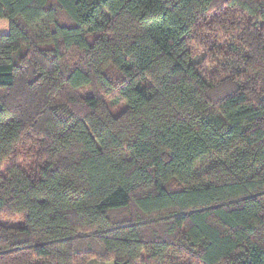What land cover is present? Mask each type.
I'll return each mask as SVG.
<instances>
[{"label":"trees","instance_id":"16d2710c","mask_svg":"<svg viewBox=\"0 0 264 264\" xmlns=\"http://www.w3.org/2000/svg\"><path fill=\"white\" fill-rule=\"evenodd\" d=\"M216 1L0 0V264H264V0Z\"/></svg>","mask_w":264,"mask_h":264},{"label":"rangeland","instance_id":"374dc122","mask_svg":"<svg viewBox=\"0 0 264 264\" xmlns=\"http://www.w3.org/2000/svg\"><path fill=\"white\" fill-rule=\"evenodd\" d=\"M226 0H217L216 3L212 6V10L209 14L210 16V22H208V25L215 30L216 33L221 34V36L218 35V37H221L223 39V16H220L219 13L221 10H223V5L225 3ZM214 16V17H213ZM64 22H68V19H64ZM10 31V21L8 19H0V35H4V34H8ZM200 36V40L195 43V47H194V51L196 53V56L198 58V61L205 66V69L207 70L210 65L212 60L209 59V57L212 56L213 52H208V48H209V43L211 40V35L209 32H202L199 34ZM213 40H217L216 37H213ZM220 41V42H219ZM217 41V43L220 45L217 47L218 48H222L223 47V41L219 40ZM222 44V45H221ZM202 46V48H200ZM220 61V60H219ZM215 73L218 70V66L215 65ZM221 73V70H219ZM212 74L214 73V71H210ZM222 74V73H221ZM231 89V84L229 83H224L223 81L222 83L218 86L215 87V89L210 93V96L213 97L214 100L220 99L223 97V95L226 94L227 91H230ZM76 96L81 97V98H86V97H90L92 95H94V91L92 90V88L90 87H84L80 90H78L75 93ZM126 108L121 106L119 108H111L112 114L114 115H119L120 113H122ZM205 167H202L201 169V173L204 171ZM168 188L170 190H178L183 188L180 184L172 181L168 184ZM130 210L128 212H125L124 214H120L118 215V220L120 221H127V218H129L131 216V213L134 209V206H131L129 208ZM146 258L144 257L143 261H141L138 264H147L145 263Z\"/></svg>","mask_w":264,"mask_h":264}]
</instances>
